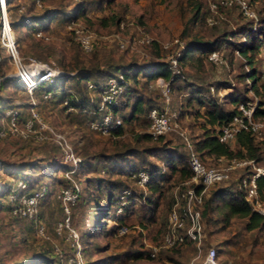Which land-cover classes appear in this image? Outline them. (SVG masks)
<instances>
[{
  "label": "rangeland",
  "instance_id": "1",
  "mask_svg": "<svg viewBox=\"0 0 264 264\" xmlns=\"http://www.w3.org/2000/svg\"><path fill=\"white\" fill-rule=\"evenodd\" d=\"M99 1H83V8L88 11L86 15L93 19L94 26H90L89 23L88 26L82 15H80L82 18H78L75 14L68 23L65 22L66 9L74 11V8L78 6L76 5L78 0H44L43 7L33 6L36 13H39L42 8H58V12L49 21L48 27L41 28L46 36L42 37L43 40L38 39L41 36L32 33L35 30L34 23L30 21L33 12L28 9L32 0H9L7 4L11 30L18 42L16 50L20 62L16 63L14 58L9 57L6 50L0 46V70L2 71L0 78L10 77L0 87V108H5V115L0 118V129L4 128L3 133H0V159L4 163V167L3 163H0V264H47V259L44 257L46 249L50 250L54 258L59 251L61 255L66 251L67 258L76 253L77 249L65 238L64 233H57L54 227V223L62 215L61 198L57 195L60 187L67 183L65 171L73 166L66 143L70 144L76 157L93 163L85 170L88 172L86 174L81 171L75 174L79 164L71 173L75 177L79 193L71 208V223L80 235L79 252L85 264H199L200 256H197V249L193 244L165 248V250H159V247L154 256L127 257L126 254L137 244H141L142 248H148L149 243L160 244L159 238L155 240L154 233L145 236L149 228L139 227L136 210L130 213L131 220L135 223L122 233L118 231V228L114 229L115 220L111 214L117 213V207L111 204L114 198L111 202L107 200L105 185L109 183L110 175L106 170L114 166V155L142 149L143 143L135 139V133L141 130L148 131V107L164 101L160 87L154 79L147 78V74L141 71L135 76L130 75L127 79L130 91L128 98L125 101L126 94L120 93L116 97L119 106L118 114H128L123 120V129H121L123 132L118 135L93 130L87 122L88 117H85L84 111L80 114L74 108L64 107L65 96H60L62 93L60 90L55 95L49 94L46 84L40 88L29 89L18 85L15 75L20 66L36 68L38 62L52 67L64 64L72 69L74 64L81 60L88 63L89 59L95 57L94 52L97 53L96 58L100 64L105 67L111 66L114 70L118 64L130 65L132 62L141 64L147 61L168 60L170 55L180 52L185 42L193 38L213 39L224 32L228 33L239 23L250 18L241 12L237 3L213 6L215 0H102L101 3ZM196 2H199L201 6L197 15L193 17V4ZM247 2L256 16L264 14V0H247ZM21 5L24 7L19 10ZM101 18H106V24H101ZM24 19L27 22L23 24ZM209 19L214 21L210 23ZM12 21L16 24L13 25ZM75 24L84 26L96 34L97 39L93 49L89 51L80 49L74 31L70 27ZM96 25L101 27L95 28ZM115 34H119L125 40V46L119 45V38ZM140 34H147L151 41L135 43L132 47L134 38ZM213 50H217L221 62H214L207 54L206 58L205 55H201V58L199 56L192 63L187 60L188 65H193L191 68L194 70L187 68L181 62L178 63L182 67L181 73L178 74L185 78H178L170 85L169 105L172 110H180V113L177 118L178 126L163 133L168 140V146L178 145L184 149V139L180 131L184 130L189 135H196L202 130L203 109H197L195 102L188 107L184 106L190 94L189 82L208 84L211 94L221 98L231 87L217 86L216 82L227 79L232 82L236 90L244 95L248 94V104L256 106L258 103V95L252 90H246L243 80L237 79V73L249 66L244 63V57L237 49L226 43L220 44ZM32 58L35 61H32ZM253 65L258 70L260 82L264 84V48L254 56ZM94 78L89 80L93 81ZM64 86L67 87L64 89L71 93L79 87L78 89L85 92L89 98L96 99L98 96L97 91L88 86V81H81L75 85L74 80H70L66 81ZM136 100L141 101L142 108H135L132 111L131 106ZM224 103L227 107L231 106L228 98ZM12 112L17 115L19 131H10L9 122ZM259 117L264 120V116L259 115ZM27 120L32 122L31 128L26 126ZM57 132L64 135L66 142H58ZM258 137L262 158L255 164L264 168V129ZM229 143L235 146L233 142L229 141ZM30 158L37 159L43 164L33 170L34 175L31 179L44 178L41 181L44 184L53 182L52 196L40 204L47 228L48 237L46 238L38 236L33 224L28 220L30 217L15 218L10 215L6 201L7 198L10 200L11 194L9 193L6 197L2 189L3 181L11 180L13 182L11 191L17 190L19 180H24V177L11 176L8 170L18 169L20 164L26 167ZM150 158L159 160L154 155H150ZM203 158L209 165L228 163V159L223 157L205 155ZM62 163L70 166L63 170ZM247 165L233 168L227 180L213 185L210 189L207 188L204 196L201 210H204L202 214L205 232L204 247L212 245L217 249L219 264H264V227L247 229L243 225L244 218L240 217L224 220L219 214L220 203L216 201L204 203L205 197L215 187L235 186L238 176L250 169L251 166ZM33 176L35 177L32 178ZM112 176L124 178L132 184L135 181L117 173ZM59 182L61 185L58 184ZM135 183L138 184L136 181ZM180 183L177 185H181ZM40 185L42 184L38 186ZM106 205H110L108 210L105 208ZM168 211L169 209L166 212L165 222H167ZM150 225L151 223L148 226ZM68 244L74 248V252ZM119 255H123L124 258L113 261L114 257Z\"/></svg>",
  "mask_w": 264,
  "mask_h": 264
},
{
  "label": "trees",
  "instance_id": "2",
  "mask_svg": "<svg viewBox=\"0 0 264 264\" xmlns=\"http://www.w3.org/2000/svg\"><path fill=\"white\" fill-rule=\"evenodd\" d=\"M83 1L84 0H78V2H76V5L78 6L74 8V11H70L68 10V8L66 9V23H68L71 17L75 14L78 18H82L80 16L82 15L87 25L89 23L90 26H94L93 19L86 15L88 11L86 10V8H83ZM99 2L101 3L102 0H100ZM8 3L9 0H6V5ZM217 4H220L221 6H227L222 5L221 3ZM33 6H35L34 0H32V4H30L28 8L29 11L33 12L32 19H30V21L34 23V29L36 30L38 28H47L49 21L58 12V8H42L39 13H36L33 10ZM193 6V17H195L200 9L201 4L199 2H196L193 4ZM240 10L242 12L241 8ZM246 16L248 17V15ZM249 18L250 20L239 23L235 29H231L228 33L224 32L221 35L215 36V38L213 39L201 40L198 38H193L189 40V42H185L180 50L179 62H181L187 68L194 70L193 68H191L193 67V65L189 66V62L187 60L192 63L193 61L197 60L199 56L201 58V55H205L206 58L207 54L211 50L219 47V45L222 43H226L228 45H231V47L237 49L238 52L244 57V63L246 65H249L237 73V79L243 80L244 88L246 90H252L258 95V103L254 107L253 113L255 117H259V115L264 116V84L259 80V75L257 73L258 70L256 66L253 65V58L264 48V14L257 16L256 19L251 16H249ZM101 21V24H106L107 20L106 18H101ZM24 22L26 23L27 21L24 19L23 24ZM12 24L15 25L16 22L12 21ZM100 27L101 26L96 25L95 28ZM35 30L32 32L33 34H35ZM38 39L43 40L42 37H38ZM76 42L80 49L84 51L81 48L79 42L77 40ZM17 45L18 42L17 38L15 37V46L18 49ZM2 48L5 49V47ZM6 52L10 57V54L7 50ZM94 55L95 57L93 59H89L88 63H86L84 60H81L80 62H77V64H74V68L72 69H69L64 64H59V68L63 70L62 73L54 76L52 80L40 81L33 88H40L46 84L48 85L46 86L47 92H49V94L52 93L53 95H55L56 92L60 90V92H62L60 96H65L64 107L74 108V110L78 111L80 114L82 111H84L85 117H88L87 122L89 123L92 119L99 118L103 115L105 110L98 109L97 106L102 85L109 75L115 74V70L117 69H119L124 75V88L122 89L120 94H126L125 101L128 98L127 95L130 94L129 82L127 79L130 75L135 76L137 72L141 71L143 73H146V77L149 79H154L158 75H162L165 78L171 77L170 85L176 82L178 78H185L184 76H179V74H173L171 76L167 60L147 61L141 64L138 62L134 64L132 62L130 63V65L118 64L115 66L114 70L111 68V66L105 67L103 66V64H100L98 62V59L96 58V52H94ZM1 74L2 71L0 70V75ZM92 77H95L93 80V88L97 91L98 96L96 99L92 98V100H90L89 96H87L85 92H82L78 89L79 87H77L76 91L72 93L64 89L67 88L64 86L66 81L74 80L75 85H78L81 81L86 82ZM8 79H10V77H6L3 79L0 78V87L3 86L4 82ZM16 80L18 82V85L26 87L19 78H17ZM189 83L190 94L187 96L186 104H184V106L188 107V105H192V103L195 102L197 104V109H203L202 114L204 116V122L200 133L196 135H189L187 133V135L191 140L192 147L197 151L202 160L207 164L203 157L205 155H212V157H223L228 160L233 157L253 158L254 162L258 163L262 158V150L257 139L259 138L258 136L261 135H257L255 132L250 130H240L236 133L235 138L230 141L234 143L235 146H233L229 143V141L220 140L216 134L218 127L221 124L227 122L233 116V114L237 112L238 103L240 101L246 102L248 100V94L244 95L240 91L236 90L232 82L227 79L217 80L216 82L217 86L231 87L228 92H225L224 97L222 96L221 98L211 94L210 85L208 84L195 82ZM227 98L228 103L231 105L229 107L224 105V102ZM117 102L118 101L113 103L111 105V108L115 114H117L118 116L120 115L121 123L113 128L111 134L113 133L120 135V133L123 132V130L121 129H123L122 124L124 117H126V115L128 116V114H118L117 111L119 106ZM154 105L162 107L163 102ZM151 106L153 105H150L148 107L147 113ZM135 108H142L141 101H134L131 106L132 111ZM179 111H177L178 115L180 113ZM89 112L90 115H88ZM4 115L5 108H0V118H3L2 116ZM135 139L143 143L142 149L131 151V153L127 152L121 153L120 155H114V166H110L106 170L108 175H110L108 178L109 183L105 185V190H107V200L111 202V200L114 198V201L111 204H114L115 208L120 204V193L125 188L130 189V193L127 195V200L123 203L121 212H112L111 214L114 216L115 220L114 229L116 230V228H118L120 225L129 227L130 225L135 223L132 222L130 213H133L136 210V215L138 217L137 224L139 225V227L149 228V231L145 232V236H148L150 233H154L155 240L157 241V238H159L160 241L162 234L166 230L165 216L167 210L171 207V204L173 202L174 187L181 181L189 178L192 175V170L187 160V147L185 143H183L184 149L180 148V146L178 145L168 146V140L165 139L163 133L153 136L149 131L146 130L136 132ZM150 155L156 156L159 160H153L152 158H150ZM135 157H137V160H135ZM0 163H3L1 159ZM92 164L93 163L91 161L85 162L84 158L81 159L79 167H77L75 174H78L80 171L84 174L88 173L85 172V170L87 168H90ZM41 165H43L41 161L30 158L26 167L21 166L20 164L18 169L10 168L8 170V173H10L11 176L22 175L24 177L23 179L26 182L25 189L31 190L32 188L37 187L39 184H44L41 183L44 178L40 180L31 179V176L34 175L33 170H36V167H40ZM61 165L63 170L70 166L66 163H62ZM247 166L251 165L248 164ZM163 167L166 168V170H164ZM139 168L144 169L149 176L144 185L136 184L133 177L131 176V173ZM249 168L250 169L248 171L238 176L235 186L220 185L215 187L211 191V193L207 197H205L204 203L207 201H216L217 203H220L221 212L219 214H221V217L224 220H228L230 217L244 218V227L247 229H252L264 227V216L252 207L251 203L245 198L243 190L237 187L239 178L245 173L254 170L252 169V167ZM114 173L129 177L132 181H134V184L128 182L124 178H120L118 176L113 177L112 175H114ZM42 176H44V174ZM34 177L35 176H33L32 178ZM58 184L61 185V182H59ZM215 184L217 183L212 184L208 189H210ZM45 185L46 191L38 202L36 215L33 218L28 219L33 224L34 229L35 222L37 220H41L44 222L40 210L41 202L45 199L50 198L52 196V193L54 192L52 181L48 183L46 182ZM257 186L261 196L264 197V174L262 173L257 176ZM12 188L13 182H11V180L3 181L2 189L5 192L6 197L10 193ZM6 202L8 211L11 216L15 218H26L25 216H20L11 212L13 201L7 198ZM75 202L71 204V208L72 205L75 204ZM110 205H106V210L110 208ZM71 208L70 216L72 212ZM64 214L65 212L62 208V215L57 220L61 219ZM202 214H204V210L202 211ZM149 223H151L150 226H148ZM204 242L203 249L206 248L204 247ZM186 244L192 243L189 240H185L173 246H160L159 250H165V248H173ZM68 246L74 252V248L69 244ZM149 251V247L142 248L141 244H137L135 248L130 249L126 256L129 258L148 257L150 255ZM44 257L47 259V264H66L68 259L66 251L60 256V259H57L58 254L57 257L54 258L49 249H46L44 251ZM114 258L115 259H113V261H120L124 258V256L119 255ZM85 263L86 262L84 261L83 264Z\"/></svg>",
  "mask_w": 264,
  "mask_h": 264
},
{
  "label": "built area",
  "instance_id": "3",
  "mask_svg": "<svg viewBox=\"0 0 264 264\" xmlns=\"http://www.w3.org/2000/svg\"><path fill=\"white\" fill-rule=\"evenodd\" d=\"M217 3L222 5H230L237 3L242 12L248 16L257 18L255 11L250 8L247 0H215L213 6ZM36 7H43V0H34ZM7 6V5H6ZM23 5L19 6V10L23 9ZM214 20L209 19L212 23ZM9 17L6 19L5 12L2 5L0 4V46L5 47L10 56L14 58L16 63L20 62L16 46L15 37L10 28ZM7 24V25H6ZM70 27L73 29L76 39L78 40L81 48L84 51L91 50L96 43V34L84 26L75 24ZM36 35L46 37L40 28L35 30ZM119 39V45L125 46L126 42L119 34H115ZM151 38L147 34H140L134 38L132 47L135 43H149ZM180 52L169 56L168 67L173 74L181 73L182 67L179 63ZM208 57L214 62H221L218 57L217 50H211L208 53ZM32 61H35L32 58ZM36 68H25L20 66L17 69L15 75L19 78L24 85L32 89L37 83L43 80H52L54 76L62 73V69L58 67H52L46 63L38 62ZM124 75L118 70L115 74L109 75L102 85L100 97L97 103L98 109H104V113L101 117L92 119L89 122V126L101 133H111L119 123L121 118L111 108V105L115 103L117 95L124 88L123 83ZM171 78V77H170ZM89 87H94V82L87 80ZM155 83L160 87L161 94L163 95L164 101L162 107L151 106L148 110V131L156 136L158 134L165 133L170 129L178 126V113L172 110L169 105L170 100V79L158 75L154 78ZM92 100V98H90ZM249 102L240 101L237 105V112L225 123L221 124L216 134L220 140L232 141L235 135L240 130H250L255 132L257 135H261L264 129V120L260 117H255L253 109L255 106L248 104ZM33 115L35 113L33 112ZM16 113L12 112L9 122L10 131H19ZM44 124H42L43 126ZM28 128L32 127L30 120L26 121ZM3 129H0V133H3ZM21 130V129H20ZM180 133L183 136L184 143L187 147V160L192 170V175L189 179L181 181V185H177L173 190V202L169 208L167 214L166 230L162 234L160 244L149 243L150 256H154L160 246H173L179 244L185 240H189L197 249V256H200L199 264H219L217 260V250L214 246L210 245L203 249V242L205 240L204 222L202 218V204L204 200L207 188L214 183L225 181L230 177L231 170L239 165L250 164L252 169L251 172H247L242 175L238 182L237 187L242 189L245 198L251 203L252 207L264 216V198L261 196L257 186V176L264 174V168L260 165H256L253 158H230L227 164L224 165H208L206 164L197 151L192 147L190 138L187 132L181 130ZM58 142H66L65 137L61 132L56 133ZM70 150V156L72 158V167L65 171L66 185L60 187L58 197L61 198L62 208L65 212L64 216L57 220L54 227L57 233L63 232L65 238L71 243V245L77 249L73 256H69L66 264H83V260L80 256V242L79 233L71 223L70 208L71 204L75 202L78 195V185L75 181V177L72 176V172L76 169L79 164L80 157H76L73 154L70 144H67ZM220 158V157H219ZM163 170V169H162ZM133 179L140 185H144L148 179V173L139 168L131 173ZM17 190L10 191V200L13 201L11 212L20 216L33 218L37 213L38 202L46 191V185L34 187L31 190H26L25 180L20 179L18 182ZM130 193L129 188H125L119 195L120 204L116 208V212L121 211L123 203L127 200V195ZM35 229L38 235L42 237H48L46 232V225L43 221L37 220L35 222ZM127 229L125 225H120L118 231L120 233ZM61 252H58V258L60 259ZM58 262V261H57Z\"/></svg>",
  "mask_w": 264,
  "mask_h": 264
},
{
  "label": "bare ground",
  "instance_id": "4",
  "mask_svg": "<svg viewBox=\"0 0 264 264\" xmlns=\"http://www.w3.org/2000/svg\"><path fill=\"white\" fill-rule=\"evenodd\" d=\"M0 4L2 5L3 7V10L5 12V15H6V19H8V9H7V6H6V0H0ZM7 25V24H6ZM10 25V23H9ZM10 28H11V25H10ZM28 66L25 65V68H27ZM12 74V73H11Z\"/></svg>",
  "mask_w": 264,
  "mask_h": 264
}]
</instances>
